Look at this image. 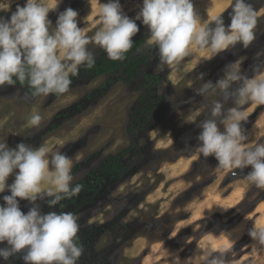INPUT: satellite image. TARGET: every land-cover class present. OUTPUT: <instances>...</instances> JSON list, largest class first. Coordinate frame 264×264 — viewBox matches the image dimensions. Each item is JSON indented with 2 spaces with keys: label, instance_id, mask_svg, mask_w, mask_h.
I'll list each match as a JSON object with an SVG mask.
<instances>
[{
  "label": "rangeland",
  "instance_id": "obj_1",
  "mask_svg": "<svg viewBox=\"0 0 264 264\" xmlns=\"http://www.w3.org/2000/svg\"><path fill=\"white\" fill-rule=\"evenodd\" d=\"M106 2L46 0L53 9L48 18L55 26L58 15L72 8L78 13V27L92 35L98 27L99 4ZM233 2L193 0V5L202 20L212 23L221 15L227 27ZM24 3L12 0L9 11H0V16H10L17 4ZM120 3L124 13L134 18L142 0ZM246 3L258 13L256 39L247 49L238 43L211 59L192 50L174 72L158 67L156 49L148 44V29L136 21L139 31L132 39L146 38L137 53H145L148 59L135 80H126L120 71L90 82L74 80L61 96L36 98L16 85L0 87V138L10 148L21 142L34 148L47 144L73 160L72 183L82 185L78 196L53 208L48 207L49 197L36 204L43 214L65 211L78 217L77 242L83 253L77 264H205L202 256L220 257L225 264H264V245L249 235L264 226V189L246 181L250 168L234 170V175L218 170L214 158L195 153L197 124L203 116L197 124L184 123L190 110L203 103V97L194 91L199 81L194 85L192 81L203 75L204 82L215 83L225 66L237 60L242 61V74L251 78L254 67L264 62V55L257 58V53H264V0ZM93 50L95 56H106ZM149 75L161 78L152 90L163 97V105L140 127L138 99L153 92L145 87ZM231 106V102L226 105ZM244 107L248 142H264V105ZM36 113L42 120L33 127L29 119ZM127 148L126 177L99 184L96 172L100 163ZM9 194H0V204ZM32 206L20 201L24 213ZM23 254L8 261L0 259V264H23Z\"/></svg>",
  "mask_w": 264,
  "mask_h": 264
},
{
  "label": "clouds",
  "instance_id": "obj_2",
  "mask_svg": "<svg viewBox=\"0 0 264 264\" xmlns=\"http://www.w3.org/2000/svg\"><path fill=\"white\" fill-rule=\"evenodd\" d=\"M12 0H0V11L8 12ZM231 23L226 27L221 15L212 23L202 20L193 0H142L134 18L123 11L120 0L100 3L98 27L92 35L78 27V13L72 8L60 13L53 26L46 0H25L17 4L10 16H0V87L27 85L32 98L61 96L69 91L71 77L81 67L91 69L99 49L111 61H123L133 48L139 31L136 21L148 29V44L154 46L158 67L174 72L192 50L208 54L211 59L238 43L247 49L256 39L257 11L246 0L230 5ZM214 23V27L211 25ZM91 45V48L89 47ZM264 53H257L259 58ZM241 60L225 66L222 78L215 83L199 76L192 85L203 97L201 103L184 117V123L197 124L200 132L194 151L212 157L218 170L249 169L245 179L264 189V142L250 144L243 123L247 121L245 105H264V62L254 67L251 78L242 74ZM183 79V77H180ZM235 86V87H234ZM231 102V107L226 105ZM42 117L31 115L29 124L41 123ZM222 129V130H221ZM73 160L47 144L32 147L23 142L10 148L0 138V259L24 253L23 264H77L83 247L77 242L78 217L72 212L43 214L36 204L45 197L49 208L78 196L82 185H73ZM14 177L11 183L9 178ZM20 201L33 206L21 211ZM249 235L264 245V226ZM205 264H225L220 257L202 256Z\"/></svg>",
  "mask_w": 264,
  "mask_h": 264
},
{
  "label": "trees",
  "instance_id": "obj_3",
  "mask_svg": "<svg viewBox=\"0 0 264 264\" xmlns=\"http://www.w3.org/2000/svg\"><path fill=\"white\" fill-rule=\"evenodd\" d=\"M133 48L126 54V58L123 61H111L106 56L97 55L95 66L91 69L81 67L79 74L75 77H71L74 80L92 81L105 75L114 74L122 71L123 75L126 76V80L132 81L137 79L140 74L143 65L146 63L148 57L146 54H138L141 47L145 45L146 38L133 41ZM147 84L145 87L154 89V86L160 83L161 78L155 75L146 76ZM148 85V86H147ZM16 86L24 87L27 93L30 95V89L27 85ZM151 86V87H150ZM153 91V90H152ZM163 105V97L156 95L155 90L153 92L143 93L138 99V109L140 112V127H143L149 119L155 116L157 111L161 109ZM130 149H124L117 155H112L104 159L97 168V181L102 184L105 181L117 182L126 177L128 173V166L126 159ZM84 187V185H83Z\"/></svg>",
  "mask_w": 264,
  "mask_h": 264
},
{
  "label": "flooded vegetation",
  "instance_id": "obj_4",
  "mask_svg": "<svg viewBox=\"0 0 264 264\" xmlns=\"http://www.w3.org/2000/svg\"><path fill=\"white\" fill-rule=\"evenodd\" d=\"M225 12V11H224ZM223 14V13H222ZM18 87H20V86H18ZM22 88H24V87H22ZM91 193H92V191H91Z\"/></svg>",
  "mask_w": 264,
  "mask_h": 264
},
{
  "label": "crops",
  "instance_id": "obj_5",
  "mask_svg": "<svg viewBox=\"0 0 264 264\" xmlns=\"http://www.w3.org/2000/svg\"><path fill=\"white\" fill-rule=\"evenodd\" d=\"M228 6H229V5H227L226 9L228 8ZM226 9H225V10H226Z\"/></svg>",
  "mask_w": 264,
  "mask_h": 264
}]
</instances>
